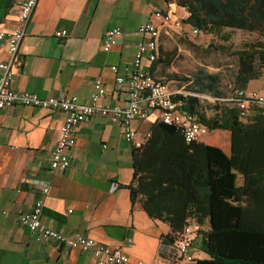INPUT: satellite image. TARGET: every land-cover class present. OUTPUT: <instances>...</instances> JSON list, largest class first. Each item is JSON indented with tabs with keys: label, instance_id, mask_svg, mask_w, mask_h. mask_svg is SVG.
<instances>
[{
	"label": "crops",
	"instance_id": "crops-1",
	"mask_svg": "<svg viewBox=\"0 0 264 264\" xmlns=\"http://www.w3.org/2000/svg\"><path fill=\"white\" fill-rule=\"evenodd\" d=\"M20 1L0 0V32L17 27ZM158 10H165L163 0H38L19 45L11 89L41 98L75 96L85 104L93 82L99 79L106 90L104 103L124 106L128 95L116 87L115 79L130 74L140 40L137 28L151 21L161 31L159 59L153 64L144 61L145 69L167 83L170 91L199 98L202 113L210 117L206 105L212 96L194 92L193 78L185 79L199 68L220 81L228 73L225 85L220 84L227 95L236 69L210 67L199 60V53L206 50L204 40L211 35L194 41L193 28L183 23L187 17L183 8L172 4L168 25L154 17ZM176 21L179 26L174 25ZM115 27L122 35L105 53L102 38ZM57 32L64 36L56 37ZM0 59H8L3 42ZM245 89L264 94V74L250 80ZM62 120L58 111L21 106L0 115V264H95L91 253L39 241L19 224V214L32 209L38 191L46 186L49 193L41 219L51 229L119 248L132 261L156 263L169 255V246L162 244V238L170 234L169 226L146 214L140 196L131 199L127 187L133 173L132 146L119 125L99 116L81 123L68 151L69 166L49 173ZM155 122H159L157 111L143 121H133L135 141L144 142ZM221 132L229 141L228 133ZM199 142L206 144L203 138ZM222 152L228 155L229 149ZM207 230V223L197 226L192 243L195 261L209 259L200 250L197 234Z\"/></svg>",
	"mask_w": 264,
	"mask_h": 264
},
{
	"label": "trees",
	"instance_id": "trees-1",
	"mask_svg": "<svg viewBox=\"0 0 264 264\" xmlns=\"http://www.w3.org/2000/svg\"><path fill=\"white\" fill-rule=\"evenodd\" d=\"M163 1L183 8V23L200 33L218 36L223 30H240L259 36L233 53L237 69L227 95L220 78L200 68L185 79L193 78L194 92L224 99L264 74V0ZM212 100L211 117L202 113L197 97L188 96L183 109L209 132L228 133V155L199 141L186 143L179 128L155 122L149 137L132 147L127 188L132 200L140 196L150 218L169 226L170 234L162 238L169 248L188 220L197 226L207 223L208 230L197 234L209 259L189 264H264V109L253 108L241 120L235 107ZM170 254L171 249L162 258Z\"/></svg>",
	"mask_w": 264,
	"mask_h": 264
},
{
	"label": "built area",
	"instance_id": "built-area-1",
	"mask_svg": "<svg viewBox=\"0 0 264 264\" xmlns=\"http://www.w3.org/2000/svg\"><path fill=\"white\" fill-rule=\"evenodd\" d=\"M38 0H21L17 13V27L9 32H0V42H3L8 55L7 60L0 59V115L15 106L48 109L62 113L63 120L58 129L56 146L50 154L49 173L65 171L69 166L68 151L75 144L78 126L99 116L111 123L119 125L123 129L126 142L132 147H139L140 142L135 141V133L132 130L133 121H143L148 118L150 112L159 113V121L174 125L180 129L184 141L191 143L199 141L208 130L203 126L196 115L184 111V100L188 94L172 92L167 83L154 77L145 69L143 62L154 63L158 58V42L160 29L154 22H147L137 28L140 37L136 53L132 61V69L126 79L116 78L115 85L126 92L127 102L124 106H107L104 103L106 90L101 80L97 79L92 84L89 101L80 104L77 97H46L41 98L36 93L16 91L11 89V80L15 73L18 60L19 45L25 35V29L31 20L32 13ZM172 4L165 5V10H158L154 17L161 19L164 25H168L171 18ZM174 25L179 26L176 21ZM193 35L200 32L192 30ZM122 31L115 27L107 30L102 38V51L108 53L121 37ZM62 38L63 32L55 33ZM113 71L115 67L111 68ZM235 107L239 119L247 118L253 108L264 109V94L252 90H236L224 99H213ZM149 137L146 134L145 140ZM49 193V187H42L29 212L20 213L19 224L26 228L39 241L51 242L60 249H79L85 253H91L95 264H189L194 261L192 243L194 241L197 225L193 220H188L178 234L175 242L170 247L171 254L167 259L156 263L132 261L119 248H112L81 235L68 237L54 229H51L41 219L44 199Z\"/></svg>",
	"mask_w": 264,
	"mask_h": 264
},
{
	"label": "rangeland",
	"instance_id": "rangeland-1",
	"mask_svg": "<svg viewBox=\"0 0 264 264\" xmlns=\"http://www.w3.org/2000/svg\"><path fill=\"white\" fill-rule=\"evenodd\" d=\"M191 37L197 42L204 38V34L200 33L197 36ZM226 37H229V39L225 40ZM259 40V36L256 33L240 30H223L218 36L211 35L209 38H205L204 46L206 50L199 53L198 58L205 65H210V67H226L231 65V69H237V57L233 53L243 49L245 44L255 43ZM227 69L228 67L225 70ZM262 72L264 73V69ZM221 78V84L224 86L226 79L229 78L228 73L223 77L221 76ZM206 107H208V113L211 117L214 114V105L210 103ZM202 138L206 144H214L224 152H227L229 149L227 134L221 131H218V133L208 131Z\"/></svg>",
	"mask_w": 264,
	"mask_h": 264
}]
</instances>
